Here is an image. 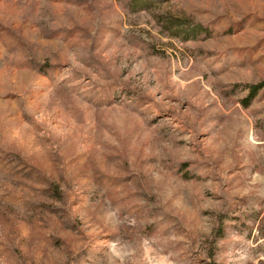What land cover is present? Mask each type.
Here are the masks:
<instances>
[{
	"label": "rangeland",
	"instance_id": "obj_1",
	"mask_svg": "<svg viewBox=\"0 0 264 264\" xmlns=\"http://www.w3.org/2000/svg\"><path fill=\"white\" fill-rule=\"evenodd\" d=\"M0 264H264V0H0Z\"/></svg>",
	"mask_w": 264,
	"mask_h": 264
},
{
	"label": "trees",
	"instance_id": "obj_2",
	"mask_svg": "<svg viewBox=\"0 0 264 264\" xmlns=\"http://www.w3.org/2000/svg\"><path fill=\"white\" fill-rule=\"evenodd\" d=\"M146 1H147V0H132V2H133L134 4H137V5H139V6L145 5V4H146ZM258 86H260V85H258ZM258 86H257V87H258ZM250 94H251V96H253V95L255 94V90H252V92H251Z\"/></svg>",
	"mask_w": 264,
	"mask_h": 264
}]
</instances>
